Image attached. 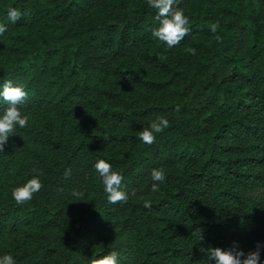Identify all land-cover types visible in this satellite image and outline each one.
Wrapping results in <instances>:
<instances>
[{
    "label": "trees",
    "instance_id": "16d2710c",
    "mask_svg": "<svg viewBox=\"0 0 264 264\" xmlns=\"http://www.w3.org/2000/svg\"><path fill=\"white\" fill-rule=\"evenodd\" d=\"M176 7L190 31L168 49L147 0H0V90L23 86L29 117L0 153V257L214 264L203 249L259 243L264 264V0ZM9 8L24 15L12 23ZM158 116L169 126L145 144ZM99 159L123 176L126 202L108 203ZM34 175L42 188L18 205L13 189Z\"/></svg>",
    "mask_w": 264,
    "mask_h": 264
},
{
    "label": "clouds",
    "instance_id": "9594fccd",
    "mask_svg": "<svg viewBox=\"0 0 264 264\" xmlns=\"http://www.w3.org/2000/svg\"><path fill=\"white\" fill-rule=\"evenodd\" d=\"M147 3L151 8L157 10L156 19L160 21L159 27L152 30L153 37L165 43L168 49L177 46L190 31L189 17L184 14L182 9L178 7L174 8L175 0H147ZM22 15L24 14L16 8L8 9V18L12 23L20 20ZM209 27L210 31L216 34L219 24L212 23ZM6 30V26L0 24V35ZM214 38L216 40L221 39L219 35H215ZM186 51L192 55L196 54L194 48H187ZM0 98L8 105V107L4 108L2 114H0V153H2L9 136L15 133L17 126L21 129L27 127L29 117L22 115L18 107L27 98V93L23 86L14 85L11 80H6L2 85V90H0ZM175 110L179 111L180 106L176 105ZM168 126L169 121L167 118L158 116L148 127L140 131L138 138L145 144L151 145L155 142V134L162 132ZM94 167L102 179L104 191L108 194V203L126 202L128 195L121 190L124 178L120 172L118 170L114 171L112 165L104 159L97 160ZM64 175L65 178L69 177L71 170H66ZM151 176L154 181L158 182H163L165 179L162 168L153 169ZM42 186L39 175H34L23 185L14 188L12 196L18 205H22L30 201L33 194L39 192ZM158 190V185L154 183L152 191ZM75 195L79 196L80 194L76 193ZM144 207L150 208L151 202L146 200ZM260 249L261 245L258 243L256 250L250 251L247 255L235 245L227 250L219 247H210L207 250L203 249V251L207 252L209 259L213 260L214 264H260ZM0 264H16V262L12 255L5 254L0 257ZM90 264H120V260L116 251H110L107 254L91 259Z\"/></svg>",
    "mask_w": 264,
    "mask_h": 264
},
{
    "label": "rangeland",
    "instance_id": "374dc122",
    "mask_svg": "<svg viewBox=\"0 0 264 264\" xmlns=\"http://www.w3.org/2000/svg\"><path fill=\"white\" fill-rule=\"evenodd\" d=\"M152 183H154V180L152 181ZM152 183H151V184H152ZM129 229H130V228H128V229L126 228L127 231H130ZM106 242L109 243V238H108V237L106 238V240H104V239L101 240V243H102L103 245H105Z\"/></svg>",
    "mask_w": 264,
    "mask_h": 264
}]
</instances>
